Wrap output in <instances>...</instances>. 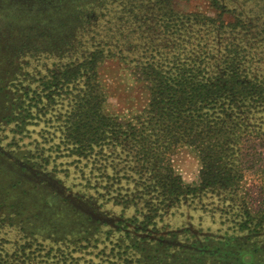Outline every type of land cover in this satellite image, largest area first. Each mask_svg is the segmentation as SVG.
<instances>
[{"label":"rangeland","instance_id":"1","mask_svg":"<svg viewBox=\"0 0 264 264\" xmlns=\"http://www.w3.org/2000/svg\"><path fill=\"white\" fill-rule=\"evenodd\" d=\"M88 53L120 57L98 67L101 110L130 119L148 98L138 59L241 53L247 77L264 76V0H0V261L23 250L32 264H264V113L223 136L235 146L217 187L180 147L167 160L187 192L145 201L130 155L76 156L60 101L23 94Z\"/></svg>","mask_w":264,"mask_h":264},{"label":"trees","instance_id":"2","mask_svg":"<svg viewBox=\"0 0 264 264\" xmlns=\"http://www.w3.org/2000/svg\"><path fill=\"white\" fill-rule=\"evenodd\" d=\"M115 54L88 53L81 60L56 66L39 93L23 94L33 98V105L44 99L54 104L60 101L63 113L59 132L76 156L100 154L107 148H120L130 155L138 181L145 185L141 190L149 196L145 201L160 196L163 201L176 200L187 192L167 160L180 147H188L198 155L201 185L217 187L224 178V154L235 146L234 139L231 142L223 136L235 135L233 132L239 130L233 124L239 115L250 119L253 112L264 113V76L251 74L248 78L251 72L245 69L241 53H223L218 65L209 57L196 55L173 54L166 67L160 65L159 57L138 59L133 65L134 73L145 84L147 102L135 117L120 118L102 112L98 88V67L114 57L120 60ZM211 115L215 118L210 119ZM158 185L160 193L155 192ZM140 192L136 191L139 196ZM123 199L125 203L133 201L130 195H122ZM12 254L4 258H14ZM133 255L129 260L134 263L143 258ZM4 258L0 264H32L23 250L16 256L20 262Z\"/></svg>","mask_w":264,"mask_h":264}]
</instances>
